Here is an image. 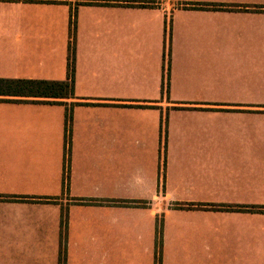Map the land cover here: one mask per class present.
Wrapping results in <instances>:
<instances>
[{
  "label": "crops",
  "instance_id": "crops-1",
  "mask_svg": "<svg viewBox=\"0 0 264 264\" xmlns=\"http://www.w3.org/2000/svg\"><path fill=\"white\" fill-rule=\"evenodd\" d=\"M69 58L0 95V264H264V0H0V80Z\"/></svg>",
  "mask_w": 264,
  "mask_h": 264
},
{
  "label": "trees",
  "instance_id": "trees-1",
  "mask_svg": "<svg viewBox=\"0 0 264 264\" xmlns=\"http://www.w3.org/2000/svg\"><path fill=\"white\" fill-rule=\"evenodd\" d=\"M73 68L69 58L68 63V80L67 82H48V81H30V80H0V95H23L31 97H57L64 96L72 92L73 86ZM264 211L263 208L253 209ZM156 244L160 249L161 240L157 239ZM156 257V264H160V251ZM63 261L60 260V264Z\"/></svg>",
  "mask_w": 264,
  "mask_h": 264
},
{
  "label": "rangeland",
  "instance_id": "rangeland-1",
  "mask_svg": "<svg viewBox=\"0 0 264 264\" xmlns=\"http://www.w3.org/2000/svg\"><path fill=\"white\" fill-rule=\"evenodd\" d=\"M158 256V255H157ZM157 261V260H156ZM156 261H155V264H156ZM160 261V264H161V259L159 260Z\"/></svg>",
  "mask_w": 264,
  "mask_h": 264
}]
</instances>
